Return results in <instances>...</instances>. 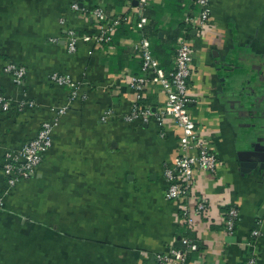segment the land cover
I'll return each instance as SVG.
<instances>
[{"label":"crops","instance_id":"1","mask_svg":"<svg viewBox=\"0 0 264 264\" xmlns=\"http://www.w3.org/2000/svg\"><path fill=\"white\" fill-rule=\"evenodd\" d=\"M163 1L149 2V16ZM74 2L130 20L111 47L78 41L68 53L65 28L97 31L93 17L71 10ZM134 8L126 0H0V94L35 104L19 113L0 110V264H150L155 253L181 248L183 238L199 249L186 264H243L252 254L264 264V170L244 173L246 160L239 159L250 127L264 132V120L246 119V110L264 100V0H211L208 24L188 39L190 115L219 162L216 176L194 172L191 194L208 208L191 227L164 199L162 169L175 155L179 129L169 118L162 127L152 119L122 120L134 100L127 79L141 74ZM170 17L164 11L157 19L166 25ZM7 63L26 69L20 85L2 72ZM53 73L78 82L85 98L70 102L68 90L50 82ZM143 101L160 107L165 95L149 84ZM62 107L41 164L7 190L4 152L19 149ZM228 203L239 210L232 235L223 227ZM256 228L260 237L249 245Z\"/></svg>","mask_w":264,"mask_h":264},{"label":"built area","instance_id":"2","mask_svg":"<svg viewBox=\"0 0 264 264\" xmlns=\"http://www.w3.org/2000/svg\"><path fill=\"white\" fill-rule=\"evenodd\" d=\"M129 6L133 2L136 22L135 30H140L146 24L144 10L151 0H126ZM200 8L196 17H186L185 22L191 27L192 32L197 33L208 24L210 18L211 0H190ZM72 11L83 15H89L97 23V31L90 34H77L71 28L64 29L65 46L68 53H75L78 41L91 44L94 48L111 47L116 29L130 20V15L110 16L102 7L96 6L90 9L80 8L77 2L70 5ZM65 24L64 21H60ZM137 58L141 60V74L132 75L127 79L128 87L134 94V100L129 114L124 115V122L140 120L146 124L151 119L162 127L165 119L169 118L179 129L180 135L177 142L176 152L170 163H166L162 169V177L165 184L164 199L177 204L178 215L183 226L191 227L195 218L207 212L208 203L200 197L191 194L194 184V172L203 171L213 176L217 175L218 158L210 148L209 142L200 136L197 127L190 115V107L195 100L188 94V83L192 74L191 62L193 60V48L186 39H179L173 58V71L166 74L159 66L158 61L152 56L149 41L140 36L133 46ZM2 72L8 75L12 82L20 85L26 75V69L14 63L4 65ZM50 82L57 87L68 90L70 102L84 99L80 93V84L73 81L69 75L53 73ZM157 86L165 95V101L160 107H152L143 104L145 88L147 85ZM31 100L13 101L0 94V110L8 113H19L25 109L33 108ZM66 107L56 111L55 118L50 122L42 123L36 135L27 140L16 150H6L3 154L1 172L4 176L7 190L20 181L28 180L33 176L37 167L41 164L42 156L52 146L53 130L57 127L59 119L66 112ZM110 111L102 115V121L107 120ZM8 191L5 192L7 194ZM193 201V202H192ZM193 203V204H192ZM0 199V211L3 209ZM239 218V210L235 203L226 204L223 218L224 231L232 235L235 231ZM260 237L258 229L250 232L249 245ZM197 244L190 238L182 239V247L174 246L165 251L155 253L150 264H186L191 252L197 250ZM243 264H260L254 255L246 258Z\"/></svg>","mask_w":264,"mask_h":264},{"label":"trees","instance_id":"3","mask_svg":"<svg viewBox=\"0 0 264 264\" xmlns=\"http://www.w3.org/2000/svg\"><path fill=\"white\" fill-rule=\"evenodd\" d=\"M150 10L151 7L148 4L144 10L147 22L142 29L136 30L140 34L137 37L142 36L149 41L152 56L158 61L160 68L168 74L173 71V58L178 40L182 38L188 40L193 37L191 27L185 22V18L196 17L200 12V8L187 0H164L163 5L156 6L150 14L151 16H149ZM164 11H167L171 16L169 23L166 25L157 19ZM160 33H163L162 37L159 36ZM113 39L115 40V38ZM145 103L143 101V104ZM223 211H226V208H223ZM197 250L199 249L197 248Z\"/></svg>","mask_w":264,"mask_h":264},{"label":"flooded vegetation","instance_id":"4","mask_svg":"<svg viewBox=\"0 0 264 264\" xmlns=\"http://www.w3.org/2000/svg\"><path fill=\"white\" fill-rule=\"evenodd\" d=\"M261 112V113H260ZM260 113V114H259ZM264 100L258 102L256 105H253L252 108H248L246 110V119L252 118L256 120L263 121L264 120ZM259 127L254 126L250 127V134H249V140H248V145L245 150L247 152H253L255 151L254 156H245L241 155V159L246 160L245 168L243 170H249L252 169L251 167L256 163L257 161L260 160L261 155L264 154V132L258 130ZM254 169H259V167H255Z\"/></svg>","mask_w":264,"mask_h":264},{"label":"water","instance_id":"5","mask_svg":"<svg viewBox=\"0 0 264 264\" xmlns=\"http://www.w3.org/2000/svg\"><path fill=\"white\" fill-rule=\"evenodd\" d=\"M132 4H133V6H136L137 5L136 2H133ZM159 36H162V34L160 33ZM241 154L242 155H245V156H254L255 155V151H253V152H247L246 151V152H243V153H239V159H240V161H242V159L240 157ZM245 166H246V164L242 162L241 163V167H245ZM255 167H259V169H263L264 170V154L261 155L260 160L257 161L256 163H254V165L251 168L254 169ZM243 172L246 173V172H248V170H243Z\"/></svg>","mask_w":264,"mask_h":264}]
</instances>
